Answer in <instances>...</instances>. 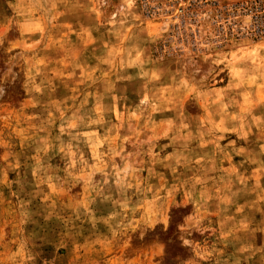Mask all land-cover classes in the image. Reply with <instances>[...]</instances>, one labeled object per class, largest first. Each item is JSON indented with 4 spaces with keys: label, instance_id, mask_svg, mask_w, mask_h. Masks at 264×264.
Wrapping results in <instances>:
<instances>
[{
    "label": "rangeland",
    "instance_id": "374dc122",
    "mask_svg": "<svg viewBox=\"0 0 264 264\" xmlns=\"http://www.w3.org/2000/svg\"><path fill=\"white\" fill-rule=\"evenodd\" d=\"M234 1L0 0V264H264V35L216 32Z\"/></svg>",
    "mask_w": 264,
    "mask_h": 264
},
{
    "label": "built area",
    "instance_id": "2783aa9c",
    "mask_svg": "<svg viewBox=\"0 0 264 264\" xmlns=\"http://www.w3.org/2000/svg\"><path fill=\"white\" fill-rule=\"evenodd\" d=\"M144 9L151 10L153 5H149L148 0H142ZM186 0H157V2H163L169 10L172 12H181L179 5ZM153 4V3H152ZM233 9L232 11L225 10L223 15H219L215 18L213 24H215V30L223 33L226 36V32L231 34H244L249 33L253 38L264 35V0H236L230 3ZM151 6V7H150ZM228 8V4H225ZM239 11L247 13V18L244 21L239 19ZM225 19V21H223ZM183 20V18H182Z\"/></svg>",
    "mask_w": 264,
    "mask_h": 264
}]
</instances>
